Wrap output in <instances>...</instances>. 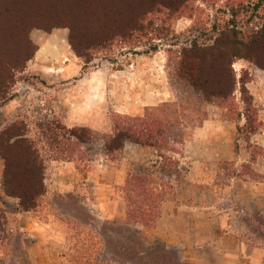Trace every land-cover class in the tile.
Masks as SVG:
<instances>
[{
    "label": "rangeland",
    "instance_id": "1",
    "mask_svg": "<svg viewBox=\"0 0 264 264\" xmlns=\"http://www.w3.org/2000/svg\"><path fill=\"white\" fill-rule=\"evenodd\" d=\"M89 1L0 0L1 149L18 171L30 141L45 190L22 210L0 156V264H264V36L252 61L220 48L206 89L179 68L193 44L264 35V0Z\"/></svg>",
    "mask_w": 264,
    "mask_h": 264
},
{
    "label": "trees",
    "instance_id": "2",
    "mask_svg": "<svg viewBox=\"0 0 264 264\" xmlns=\"http://www.w3.org/2000/svg\"><path fill=\"white\" fill-rule=\"evenodd\" d=\"M161 1L162 2H160V4L167 9H171V8L179 9L187 2V0H161ZM85 2L88 3L89 5L91 4L89 0H85ZM85 2L81 3L84 7H85ZM103 30L105 31V29ZM263 36L264 35L261 34V32H257L254 35H250L249 37H247L246 40H241L238 38L237 33H235L234 31H229L226 34H223L222 39H217L214 45L210 48L200 49L196 44H193L189 48V50L181 53L179 68L181 69L182 66L189 65L188 70L184 72L185 75H187V79L190 82L192 80L196 81L197 85H199L197 81L201 82L199 86H201L202 89H206L205 86L209 85V81L202 80L203 77L201 78L202 65L205 64L207 61L211 66L214 65L217 61L215 54L220 51V48L223 49V51H221V53L219 54L220 57H222L223 54L227 55L231 63L235 59H247L249 61H252L251 59L253 57L255 58L254 50H257L259 47H261V38ZM92 39H94V37ZM90 46H95V43H92ZM219 55H217V58ZM79 56L83 57V55H79ZM253 62L256 65L261 66L259 65V63H257V61H253ZM262 68H264V66H262ZM234 85H235V77L234 75H232V70H231V80H230L231 89L232 87H234ZM204 93L206 94L205 91ZM218 94L221 97L228 95V93L226 92H218ZM5 133L6 132H4L2 135H5ZM131 135L132 132L130 130L129 134H127L126 136L124 135V137L127 139H132ZM17 136L21 137V135H17ZM73 136H75L78 140L80 139V137L76 135V133H73ZM122 137H123L122 135H118V139L117 140L114 139L112 144H110L109 147H106L107 151L110 152L113 150H120L121 149L120 140ZM14 142L16 143V144L14 143L15 146L17 147L21 146L19 150L21 151L19 157L20 159H22V161H24L23 162L24 167H22L18 171H12L10 169L11 164H10V158L7 155V150L5 148L1 149V146L9 147V145H7L8 139L3 138L1 134H0V156L5 161L6 179H8V181L10 182L15 181L16 183V187H17L16 196L19 199V203L22 210L30 211L36 207L37 201L45 194L44 184H43L44 169L38 156H36V152L33 149L30 141H28L26 138H22V139L18 138ZM3 220L4 218L0 213V233L5 232L3 228L4 227ZM104 228L110 231L112 227L105 226ZM106 246H108L107 243ZM119 255L122 254L117 253L116 256ZM141 256L145 257L143 262L142 259L139 260L134 259V256L127 253L123 255L122 262H127L128 264H181V262H179L177 259L172 257L165 250H157V251L154 250L147 253H142Z\"/></svg>",
    "mask_w": 264,
    "mask_h": 264
},
{
    "label": "crops",
    "instance_id": "3",
    "mask_svg": "<svg viewBox=\"0 0 264 264\" xmlns=\"http://www.w3.org/2000/svg\"><path fill=\"white\" fill-rule=\"evenodd\" d=\"M137 103H134V104H128V105H126V106H128V108H130V110H136L137 111V113L139 112L138 110H139V103H138V101H136ZM77 125H87L88 123H86V124H84V123H81V122H79V123H76ZM125 148H128V146H126ZM69 163H73V162H69Z\"/></svg>",
    "mask_w": 264,
    "mask_h": 264
}]
</instances>
